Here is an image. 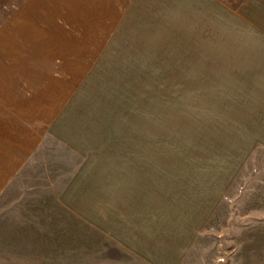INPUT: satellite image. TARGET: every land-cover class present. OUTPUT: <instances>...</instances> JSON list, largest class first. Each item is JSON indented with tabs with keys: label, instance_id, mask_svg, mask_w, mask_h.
I'll return each mask as SVG.
<instances>
[{
	"label": "crops",
	"instance_id": "1",
	"mask_svg": "<svg viewBox=\"0 0 264 264\" xmlns=\"http://www.w3.org/2000/svg\"><path fill=\"white\" fill-rule=\"evenodd\" d=\"M230 53L251 55L254 107L213 158L169 157L150 123L122 129L94 102L104 70ZM45 190L145 264H185L217 217L264 228V0H0V197Z\"/></svg>",
	"mask_w": 264,
	"mask_h": 264
},
{
	"label": "rangeland",
	"instance_id": "2",
	"mask_svg": "<svg viewBox=\"0 0 264 264\" xmlns=\"http://www.w3.org/2000/svg\"><path fill=\"white\" fill-rule=\"evenodd\" d=\"M241 40L249 39L233 42ZM250 56L214 54L206 62L202 55L184 54L183 62L175 63V55H169L166 65L178 68L104 70L94 102L113 114L114 126L150 123L153 141L168 143L169 157L213 158L230 147L240 111L254 107L255 86L247 83L255 70L238 66ZM28 166L16 182L23 181ZM45 193L50 199L37 206L19 199L21 191L12 199L0 197V264H145L94 231L79 228L61 207L49 205L53 192ZM234 220L226 225L225 216L217 217L185 264H264V228Z\"/></svg>",
	"mask_w": 264,
	"mask_h": 264
}]
</instances>
